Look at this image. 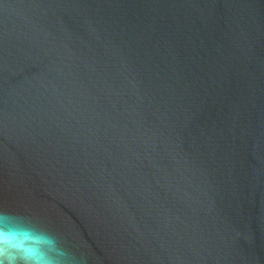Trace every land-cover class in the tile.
<instances>
[{
	"label": "water",
	"instance_id": "1",
	"mask_svg": "<svg viewBox=\"0 0 264 264\" xmlns=\"http://www.w3.org/2000/svg\"><path fill=\"white\" fill-rule=\"evenodd\" d=\"M0 209L81 264H264V0H0Z\"/></svg>",
	"mask_w": 264,
	"mask_h": 264
},
{
	"label": "clouds",
	"instance_id": "2",
	"mask_svg": "<svg viewBox=\"0 0 264 264\" xmlns=\"http://www.w3.org/2000/svg\"><path fill=\"white\" fill-rule=\"evenodd\" d=\"M0 264H81V258L30 215L0 209Z\"/></svg>",
	"mask_w": 264,
	"mask_h": 264
}]
</instances>
